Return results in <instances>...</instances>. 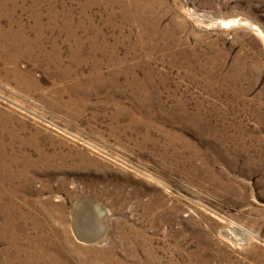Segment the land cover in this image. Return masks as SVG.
I'll return each mask as SVG.
<instances>
[{
    "label": "rangeland",
    "instance_id": "obj_1",
    "mask_svg": "<svg viewBox=\"0 0 264 264\" xmlns=\"http://www.w3.org/2000/svg\"><path fill=\"white\" fill-rule=\"evenodd\" d=\"M257 27L264 0H0V264H264Z\"/></svg>",
    "mask_w": 264,
    "mask_h": 264
},
{
    "label": "bare ground",
    "instance_id": "obj_2",
    "mask_svg": "<svg viewBox=\"0 0 264 264\" xmlns=\"http://www.w3.org/2000/svg\"><path fill=\"white\" fill-rule=\"evenodd\" d=\"M257 25V24H256ZM257 31L260 33V34H262V36H263V32H262V30L259 28V27H257ZM8 32V31H7ZM5 33V32H4ZM14 34V33H13ZM24 34V33H23ZM2 35V34H1ZM16 35V34H15ZM18 35V34H17ZM25 35V34H24ZM6 36H8V34L6 35ZM19 36V35H18ZM261 36V35H260ZM8 37H10V36H8ZM14 37V36H13ZM17 37V36H16ZM20 37V36H19ZM24 37V36H23ZM2 39V38H1ZM14 39V38H13ZM17 41H15V42H12L11 43V45H9L8 47L9 48H12V49H19V48H21V47H34L35 46V42H33V41H31V40H25L24 38L22 39V38H15ZM3 40H4V38H3ZM6 40H7V38H6ZM1 41V40H0ZM7 42V41H6ZM9 42V41H8ZM3 46H6V44L5 45H3ZM2 46V47H3ZM5 49V48H4ZM31 49V48H30ZM10 52V51H9ZM9 146V145H8ZM3 148H4V145H3V142L2 143H0V175H4V174H8V175H10V177H13V175H14V172H13V170H10V169H7L6 168V166H5V164H7V163H5V162H10V163H15L16 161H18V157L17 156H12V157H8V156H6L4 153H3ZM5 149V148H4ZM7 149V148H6ZM13 149V148H12ZM10 151V150H9ZM8 152V151H7ZM8 154V153H7ZM27 163H28V161H27ZM5 167V168H4ZM22 168V167H21ZM18 172V171H17ZM5 201V200H4ZM82 202H84V201H82ZM81 202V203H82ZM80 203V204H81ZM78 205V204H77ZM92 205V204H91ZM91 205H89V206H91ZM93 206V205H92ZM91 206V207H92ZM77 207V206H76ZM80 207V206H79ZM78 207V208H79ZM93 208V207H92ZM7 210V209H6ZM93 210H95V208L93 209ZM102 211V210H101ZM104 211H106L105 209H104ZM91 213V212H90ZM103 213V212H102ZM105 213V212H104ZM95 214H100L101 215V213L99 212L98 213V211H97V213H95ZM106 215H107V213H105ZM99 215V216H100ZM104 215V214H103ZM74 216H75V214H74ZM82 216V215H81ZM107 218V217H106ZM78 218H76L75 217V221L78 223V220H77ZM83 219V218H82ZM98 219V218H97ZM101 219V218H100ZM104 219V218H103ZM103 219H102V222H104L103 221ZM84 220H86V219H84ZM105 220V219H104ZM94 221V220H93ZM108 221V220H107ZM98 222H99V226H98V228H99V230H98V233L99 234H101L102 235V231L101 230H103L102 229V224L100 223V221L98 220ZM83 224V223H82ZM91 223H89V225H90ZM79 226H81V225H79ZM83 226V225H82ZM108 227V226H107ZM86 228H87V226H86ZM92 228V227H91ZM15 229V228H14ZM13 229V230H14ZM80 229V228H79ZM106 230V229H105ZM102 232V233H101ZM10 233V232H9ZM78 233V235H79V232H77ZM87 233V232H86ZM95 233H96V231H95ZM99 234H97V235H99ZM106 235V234H105ZM85 237V236H84ZM104 237V236H103ZM243 237V236H242ZM90 238V236L87 238V239H89ZM83 239V238H82ZM85 239H86V237H85ZM84 239V240H85ZM244 239V238H243ZM1 240V239H0ZM98 240H100V239H98ZM104 241V240H103ZM105 242V241H104Z\"/></svg>",
    "mask_w": 264,
    "mask_h": 264
},
{
    "label": "water",
    "instance_id": "obj_3",
    "mask_svg": "<svg viewBox=\"0 0 264 264\" xmlns=\"http://www.w3.org/2000/svg\"><path fill=\"white\" fill-rule=\"evenodd\" d=\"M102 229H103L102 231H104L105 227L104 228L102 227Z\"/></svg>",
    "mask_w": 264,
    "mask_h": 264
}]
</instances>
